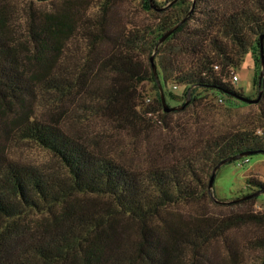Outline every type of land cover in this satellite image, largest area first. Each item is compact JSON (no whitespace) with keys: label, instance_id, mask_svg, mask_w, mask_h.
Returning <instances> with one entry per match:
<instances>
[{"label":"rangeland","instance_id":"374dc122","mask_svg":"<svg viewBox=\"0 0 264 264\" xmlns=\"http://www.w3.org/2000/svg\"><path fill=\"white\" fill-rule=\"evenodd\" d=\"M102 1L0 0V3L10 11L11 29L19 40L26 42L24 44L27 45L20 47L26 53L31 47L27 39L33 12L44 17L48 12L71 10L73 28L77 31L87 15L93 20L102 13ZM154 1L164 6L171 0ZM193 1L195 12L189 20V28L201 27L206 21L209 23L210 15H222L248 7L264 10V0H189L190 6ZM106 10H109L106 28L115 38L138 27L156 24L161 16L156 8H146L145 0H112ZM92 39L88 40L80 32L74 34L58 55L57 66L49 73L51 76L69 77L73 84L69 90L48 87L45 75L49 74L42 73L44 66L34 59L29 61L34 95L12 98L9 105L0 109V173L6 160L60 171V162L53 152L17 135L15 128L18 120L31 117L59 125L93 152L115 159L137 172L193 160L202 174L199 195L162 208L157 216L149 220L156 233L166 238L195 226H206L211 219L236 211H257L262 215L260 221L234 224L207 241L201 247L196 263L263 264L264 246L259 245L258 239L264 238V195L256 200L249 199L251 196H242L252 190L248 186L250 179L264 181V153L242 157L218 169L215 194L221 199L242 197L232 202H219L210 194L208 187L213 166L202 154L207 140L222 132L249 124L259 126L263 131L264 86L259 87L262 65L257 58V48H251L245 54L240 65L234 68L230 80L245 97L256 99L260 96L258 101H244L235 94L220 90L209 92L199 89L202 100L192 102L191 93L190 101L184 108L167 112L163 104L160 105V91L155 88L154 82L142 79L152 71L151 56H154L159 71L160 47L157 51H151L149 45L136 48L133 59L140 73L128 76L105 64L117 51L118 44L104 38L97 40L91 49ZM166 55L161 56L165 61L169 59ZM64 67H67V72L60 71ZM234 75L238 76V80H234ZM80 76L83 78L80 79ZM186 91L185 85L177 88L170 85L167 92L164 90L168 104H184L186 99L182 95ZM3 103L0 96V105ZM113 206L105 195L75 193L63 204L55 206L53 211L30 213L25 219L29 226L27 237L43 231L45 225L55 221L56 216L70 223V219H89L90 216L95 219L97 215L110 213L109 221L91 230L90 240L102 243L107 251L137 248V242L142 237L141 220L117 211ZM85 243L90 242L87 240ZM187 264H193L191 259Z\"/></svg>","mask_w":264,"mask_h":264},{"label":"trees","instance_id":"16d2710c","mask_svg":"<svg viewBox=\"0 0 264 264\" xmlns=\"http://www.w3.org/2000/svg\"><path fill=\"white\" fill-rule=\"evenodd\" d=\"M111 3L112 0L102 1V13L93 20L87 15L77 31L73 28L71 10L48 12L44 17L33 12L27 39L31 47L26 53L20 49L27 45L26 42L19 40L11 29L10 11L0 3V96L5 104H1L0 109L9 105L12 98L34 95L29 61L41 62L42 73H51L65 43L78 32L88 40L93 37L91 49L97 40L115 41L119 47L105 64L128 76L140 73L134 64L135 49L149 45L151 51L155 50L160 37L192 7L189 0H178L172 7L160 11L158 23L121 34L120 40L110 35L106 28L109 11L106 9ZM145 6L152 9L150 0H145ZM194 12L160 46L158 73L164 90L167 92L170 85L174 88L185 85L187 91L182 96L187 99L191 90L192 102L202 100L199 89L243 95L230 77L251 48H257V58L261 61L264 10L248 7L210 15L209 23L206 21L201 27L189 28ZM163 54L169 59L163 60ZM60 71L67 72V67ZM146 75L142 79L152 80L159 89L153 68ZM45 77L51 88L69 90L73 85L67 76L49 74ZM261 86H264V79ZM15 131L20 138L34 141L53 152L61 167L60 171H52L15 160L4 163L0 173V264H187L190 259L191 263L197 264L201 247L212 237L234 224L262 219L257 211H236L211 219L206 226H195L165 238L156 233L149 220L169 203L199 195L202 174L193 160L137 172L115 159L93 152L57 124L35 117L23 118L18 120ZM241 153H249L245 157L264 153V129L260 131L259 126L249 124L222 132L207 140L202 154L214 168L222 160ZM248 186L252 190L247 194L260 192L249 199L256 200L264 195L263 180L250 179ZM75 193L105 195L115 210L141 220L142 237L137 242L138 247L128 251H107L102 243L90 240L91 230L109 221L110 213L97 215L95 219L78 217L70 219V223L56 216L43 231L27 237L29 226L25 219L30 213L53 211ZM87 240L90 243L86 244ZM258 241L264 246V238Z\"/></svg>","mask_w":264,"mask_h":264},{"label":"water","instance_id":"95a60500","mask_svg":"<svg viewBox=\"0 0 264 264\" xmlns=\"http://www.w3.org/2000/svg\"><path fill=\"white\" fill-rule=\"evenodd\" d=\"M178 0H171L167 5H164V6H159L156 4V2L154 0H150V3H151V6L156 8L157 10L159 11H162L164 9H166L167 7H170L172 6L175 2H177ZM194 4L195 2H193L192 4V7L190 9V11L179 21L177 22L174 26H172L167 32H165L161 37L160 39L158 40L157 44H156V47H155V51H157L159 49V47L165 42V40L181 25L183 24L184 22L187 21V19L190 17L191 13L193 12V7H194ZM260 49H261V65H262V68H261V74H260V83L259 85L261 86V83H262V80L264 78V36L262 35L261 36V45H260ZM151 62H152V68H153V71H154V75L156 77V80H157V83H158V86H159V91H160V95H161V99H162V104H163V108L165 111H172V110H178V109H182L184 108L190 101V95H191V90H189L188 92V96H187V99L186 101L184 102V104L182 105H178V106H170L166 100V97H165V92H164V88H163V84H162V81L160 79V75L158 73V70H157V66L155 64V61H154V56H151ZM236 96H238L239 98H241L242 100L244 101H248V102H254V101H258L259 100V97L256 98V99H252V98H248V97H245L244 95H239V94H235ZM249 153H241L239 155H236V156H231L225 160H222L221 162H219L216 166H214L213 168V171H212V174H211V177H210V181H209V192L211 195H213V197L219 201V202H232V201H235V200H238L242 197H246V196H252V195H258L260 194V192H256V193H251V194H247V195H243L242 197H237V198H232V199H221V198H218L215 194V190H214V182H215V178H216V175H217V171L218 169L224 165L225 163L229 162V161H232V160H236V159H240L241 157H245L246 155H248ZM263 264H264V261H263Z\"/></svg>","mask_w":264,"mask_h":264},{"label":"built area","instance_id":"2783aa9c","mask_svg":"<svg viewBox=\"0 0 264 264\" xmlns=\"http://www.w3.org/2000/svg\"><path fill=\"white\" fill-rule=\"evenodd\" d=\"M233 78H234V80H238V76L237 75H234Z\"/></svg>","mask_w":264,"mask_h":264}]
</instances>
